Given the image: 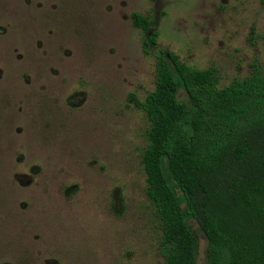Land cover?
Returning a JSON list of instances; mask_svg holds the SVG:
<instances>
[{
    "label": "rangeland",
    "instance_id": "374dc122",
    "mask_svg": "<svg viewBox=\"0 0 264 264\" xmlns=\"http://www.w3.org/2000/svg\"><path fill=\"white\" fill-rule=\"evenodd\" d=\"M133 13L157 32L148 54ZM161 50L218 88L264 72V0H0V264H161L129 100Z\"/></svg>",
    "mask_w": 264,
    "mask_h": 264
},
{
    "label": "trees",
    "instance_id": "16d2710c",
    "mask_svg": "<svg viewBox=\"0 0 264 264\" xmlns=\"http://www.w3.org/2000/svg\"><path fill=\"white\" fill-rule=\"evenodd\" d=\"M131 22L148 54L153 24L139 13ZM129 100L148 121L140 163L161 264H196L191 220L207 240L203 264H264V72L218 88L214 68L161 50L153 89Z\"/></svg>",
    "mask_w": 264,
    "mask_h": 264
}]
</instances>
